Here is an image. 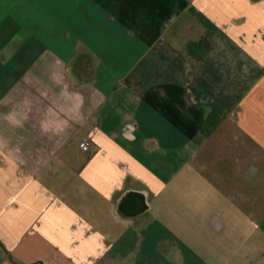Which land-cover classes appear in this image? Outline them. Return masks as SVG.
I'll use <instances>...</instances> for the list:
<instances>
[{
	"label": "crops",
	"instance_id": "0c3cea01",
	"mask_svg": "<svg viewBox=\"0 0 264 264\" xmlns=\"http://www.w3.org/2000/svg\"><path fill=\"white\" fill-rule=\"evenodd\" d=\"M0 264H264V0H0Z\"/></svg>",
	"mask_w": 264,
	"mask_h": 264
},
{
	"label": "built area",
	"instance_id": "2783aa9c",
	"mask_svg": "<svg viewBox=\"0 0 264 264\" xmlns=\"http://www.w3.org/2000/svg\"><path fill=\"white\" fill-rule=\"evenodd\" d=\"M90 146V139L89 137H85L79 144L80 150L81 151H87L89 149Z\"/></svg>",
	"mask_w": 264,
	"mask_h": 264
}]
</instances>
